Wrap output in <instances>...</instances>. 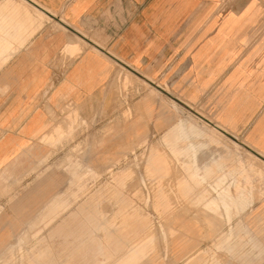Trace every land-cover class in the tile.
<instances>
[{"label":"crops","instance_id":"1","mask_svg":"<svg viewBox=\"0 0 264 264\" xmlns=\"http://www.w3.org/2000/svg\"><path fill=\"white\" fill-rule=\"evenodd\" d=\"M9 2L15 7H7ZM11 14L15 23L8 27ZM125 80L132 84L126 95H142L131 104L138 100L147 114L150 95L205 105L214 130L264 163V0H0L1 206L10 202L25 210L32 193L20 192L32 181H47L48 173L63 171L71 157L83 158L88 146H97L103 123L125 109L115 102ZM240 159L223 153L220 163L240 164ZM69 202V196L50 200L45 225ZM119 202L121 210L129 206L126 199ZM99 217L87 215L91 221ZM90 227L95 229H85V237L97 229ZM235 228L254 230L264 245V196ZM81 231L66 222L50 233L68 237ZM106 232L118 236L115 228ZM83 247L70 245L69 251ZM105 249L100 244L97 252ZM47 252L36 256L44 260L37 264H68Z\"/></svg>","mask_w":264,"mask_h":264},{"label":"rangeland","instance_id":"2","mask_svg":"<svg viewBox=\"0 0 264 264\" xmlns=\"http://www.w3.org/2000/svg\"><path fill=\"white\" fill-rule=\"evenodd\" d=\"M14 21V14L6 17L8 27ZM129 84L119 83L115 102L125 109L103 123L97 146H88L83 158L71 157L61 165L63 171L48 173L47 181H32L20 192L32 193L25 210H15L10 202L0 205V264L43 263L35 258L46 251L68 264H264V245L254 230L247 234L235 228L264 196V163L253 150L214 130L205 105L150 95L147 114L138 100L131 104L142 95H126ZM223 153L241 157V163L222 165ZM41 183L47 186L36 189ZM63 196H69V206L45 225L48 202ZM121 198L129 202L124 210ZM81 206L87 210L70 220ZM89 213L100 217L88 220ZM243 220L249 222L247 213ZM66 222L72 229L78 225L80 235H51ZM91 225L97 229L85 237V229H95ZM109 228L123 237H110ZM134 230L140 231L134 235ZM122 240L129 244L121 245ZM77 244L84 247L71 253L70 245ZM100 244L107 246L104 253L97 252ZM116 245L121 246L114 251Z\"/></svg>","mask_w":264,"mask_h":264},{"label":"bare ground","instance_id":"3","mask_svg":"<svg viewBox=\"0 0 264 264\" xmlns=\"http://www.w3.org/2000/svg\"><path fill=\"white\" fill-rule=\"evenodd\" d=\"M14 17V16H13ZM15 22V21H14ZM7 26H8V24H7ZM193 126V125H192ZM191 126V127H192ZM217 127V126H216ZM199 129V128H198ZM221 130V129H220ZM196 131H198V130H196ZM192 132V131H191ZM201 132V131H200ZM199 133V132H198ZM197 134V133H196ZM216 135V134H215ZM181 139V138H180ZM173 142V141H172ZM200 145V144H199ZM201 146H202V144H201ZM200 147V146H199ZM203 147V146H202ZM207 147V146H206ZM193 148V147H192ZM183 152H185V151H183ZM197 153V152H196ZM185 154V153H184ZM197 155V154H196ZM220 155H222V154H220ZM215 159V158H214ZM241 160V159H240ZM207 165V164H206ZM78 170V169H77ZM205 200V199H204ZM203 202V201H202ZM46 212V211H45ZM134 249V248H133ZM138 257V256H137Z\"/></svg>","mask_w":264,"mask_h":264}]
</instances>
